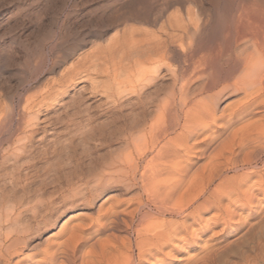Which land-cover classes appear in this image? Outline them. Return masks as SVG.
Wrapping results in <instances>:
<instances>
[{"label": "bare ground", "instance_id": "1", "mask_svg": "<svg viewBox=\"0 0 264 264\" xmlns=\"http://www.w3.org/2000/svg\"><path fill=\"white\" fill-rule=\"evenodd\" d=\"M18 3H25L31 33L43 35L35 65L24 61V77L46 67L47 23L66 4L90 5L73 36L67 27L60 37L62 44L70 37L67 53L88 43L100 49L116 30L93 55L113 87L105 112L97 125L89 118L74 128L80 139L96 134L103 145L118 135L123 153L97 170L79 163L45 168L41 160L38 166L39 157L47 163L60 156L72 137L48 145L25 120L28 106L19 117L12 105L0 109V264H143L189 242V229L208 211L229 217L227 209L250 203L255 190L264 194V0H0L7 12L0 38L18 30ZM170 7L171 19L158 28ZM14 38L12 46L0 44V97L2 85L18 77ZM67 86L56 94L60 102ZM108 191L131 198L100 208L93 223L70 228L62 241L47 237L41 258L24 257L65 214Z\"/></svg>", "mask_w": 264, "mask_h": 264}, {"label": "rangeland", "instance_id": "2", "mask_svg": "<svg viewBox=\"0 0 264 264\" xmlns=\"http://www.w3.org/2000/svg\"><path fill=\"white\" fill-rule=\"evenodd\" d=\"M209 1L213 2V5L223 4V0ZM24 4L18 3V5L13 7L15 9L18 8V17H21L18 18V30H15L13 33H7L3 38H0V44H3V47H7L12 46L11 41L15 39L14 37L18 36L19 61L18 77H13L2 85L0 109L4 108L8 111L10 105H12L13 115L16 116L18 113L19 117L21 109L28 106L29 110L27 111L25 120H31V123L35 124V126L31 124L30 129L33 128L37 131L34 134L36 139L44 135L46 137L45 143H48V145L54 137H72L69 147L64 152L59 153L60 156H50L48 158L49 163L48 161L45 163L46 159L39 157L37 159L38 166L39 164L43 166L44 164L69 165V163H72L71 165H77L79 163L78 165L82 164L80 166L84 168V171H88L90 168L97 170L103 163L109 162L110 158H115L117 155L119 156V154L123 153L120 145L122 143L121 138L118 135L112 136V138L109 136L107 137V143L103 145L96 134L90 140L88 139L89 141H87V138L85 140L80 139V132L78 134L74 127H78L79 124L89 118L92 125L102 119L101 115L103 116L107 107L106 92L110 93L109 91L113 87H111V83L105 75L101 73L99 63L95 62L96 59L93 55L98 53L97 49L99 48L97 46L88 43L74 54H69L65 50L70 44V37L73 36L75 31L72 30V25L74 24L73 27L75 28L81 26L84 16L89 12L88 8L90 5L83 6L77 4L74 7L71 3H68L64 6L55 23H50L51 21L47 23L52 29L46 42V67L42 72L30 71L24 77L22 73L25 71L24 61H31L35 65L34 54L43 36L41 33H31L30 27L32 21L30 22L26 16H22L25 14ZM210 4L208 3V6ZM173 10V7H170L163 13L160 17L158 28L168 19H171ZM6 14V11H0V19ZM12 19L14 20V18ZM67 27L70 33L71 31L72 33L69 35L70 37L67 39V42L62 44L61 42L64 40H60V37L64 35L63 31ZM121 28L119 27L118 30ZM78 31L83 30L78 29ZM115 32L116 30L109 31L103 40L104 43L102 41L99 44V51H105L103 48L114 38ZM67 36L68 34L65 37ZM128 51L130 52V50ZM65 54H69L67 58L64 57ZM126 55L125 52L121 51L118 56L123 58ZM119 72V74L123 73L120 80L125 79L124 72ZM64 84L68 86L71 84L69 87L67 86L69 95L67 93L66 95L68 96H64V99H66L60 102L56 94L62 92L63 89L61 87ZM35 116L36 119H34ZM70 132H74L72 136ZM21 137L22 134L18 133V140ZM115 137L118 138L116 139ZM262 160L264 162V155ZM259 166L264 169V166ZM262 178L264 179V172ZM256 179L253 178L252 182ZM252 195L251 202L243 203V207L235 204L227 209V212H230L228 213V215L230 214V218L228 216H221L216 210L208 211L202 215L203 221L201 224L193 225L189 229L190 235H193L189 242H176L172 246L164 248L159 255H155L154 258L149 259L143 264H264V194H258L255 190ZM125 196L115 191H108L104 195L99 196L91 206L65 214L43 237H40L38 249L25 253L24 257H28L29 255L33 257L34 255L35 259L41 258L43 249H46L48 245L47 237L53 235L54 237L52 236L48 240L62 241L68 236L70 228L78 224L93 223L97 218L100 208H107L109 203H113V200L121 202L127 198H131L130 196ZM226 205L227 201H223L222 206L227 207ZM69 216L72 217L70 218ZM65 220L66 223L63 224ZM61 226L64 227L62 233H60ZM56 235L58 236L56 237ZM105 238V235L100 237L101 240ZM86 250L88 251V249ZM22 258L17 257L16 261ZM58 263L61 264L60 261L56 264Z\"/></svg>", "mask_w": 264, "mask_h": 264}]
</instances>
